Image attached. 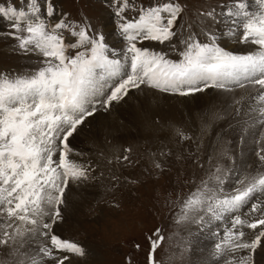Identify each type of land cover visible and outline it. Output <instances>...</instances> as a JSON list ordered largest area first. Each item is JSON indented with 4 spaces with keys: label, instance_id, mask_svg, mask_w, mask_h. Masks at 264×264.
<instances>
[{
    "label": "snow or ice",
    "instance_id": "obj_1",
    "mask_svg": "<svg viewBox=\"0 0 264 264\" xmlns=\"http://www.w3.org/2000/svg\"><path fill=\"white\" fill-rule=\"evenodd\" d=\"M254 3L253 9L250 0H227L219 12L199 13L230 25L237 42L250 46L243 54L218 46L214 33H201L207 42L193 32L178 36L181 0L138 8L130 0H113L117 28L126 42L122 53L110 51L103 33L92 32L90 25L56 17L53 0L0 4V19L9 22L8 35L19 50L42 58L32 72L0 74V246L11 249L13 264H71V256L84 254L54 226L62 219L59 206L69 181L88 179L89 168L71 157L69 141L98 105L107 109L142 86L181 96L239 87L253 89L255 107L250 110L264 117V0ZM130 9L135 18L126 16ZM145 41L167 45L179 58L138 46ZM258 159L260 166L237 176L229 191L224 188L227 174L216 168L179 198L178 224L203 226L230 217L216 253L247 254L233 255L228 264H254L256 250L264 247V150ZM249 204L245 215L242 210ZM245 229L252 230L250 241L244 239ZM164 239L160 229L148 237L147 264H157L155 254Z\"/></svg>",
    "mask_w": 264,
    "mask_h": 264
},
{
    "label": "rangeland",
    "instance_id": "obj_2",
    "mask_svg": "<svg viewBox=\"0 0 264 264\" xmlns=\"http://www.w3.org/2000/svg\"><path fill=\"white\" fill-rule=\"evenodd\" d=\"M250 1V6L254 9L256 7L254 0ZM18 2L22 3V0ZM41 2L43 3L44 0ZM53 2L58 15H62L56 17L60 19L65 17L64 20L73 25L88 24L90 30L95 33H98V27H104L106 19L116 20L113 0H53ZM181 2L184 5V12L176 25L178 36L181 33L187 36L189 32H193L200 34L199 39L206 40L201 33L211 31L217 38L218 46L222 47L220 41L223 32L220 33L225 29L226 24L215 23L201 17L199 13L213 8L219 12L220 5L227 0H181ZM3 3L4 0H0V4ZM130 3L138 8L155 4L157 0H130ZM109 12L113 18L109 17ZM126 16L135 18L137 14L130 9L126 12ZM0 21V70L15 67L16 71L28 73L40 67L42 58L37 54L22 53L17 47V41L8 35L11 31L9 22L6 19ZM50 22L55 23L56 18L54 17ZM117 24L118 22L115 23L114 29L118 32ZM106 36H104L105 42H107ZM66 37L72 39L67 34ZM119 43L126 45L124 39H119ZM138 46L149 49L164 46L169 58L175 60L179 57L178 51L169 52L167 45L156 42L145 41ZM149 90L141 92L140 89L132 92L119 102L126 100L130 104L133 101L143 100L149 106L154 105L151 106V111L127 112L123 106L124 101L115 103L112 104V109L120 106V116L123 119L114 122L115 115L108 108L98 105L94 116L88 117L86 122L78 127L80 130H77L72 137L74 145L69 141L73 150L71 157L89 168L88 179L85 181H69L63 203L59 206L62 219L54 226L55 232L63 239L85 246L83 255L71 256V264H147L150 248L148 237L156 229H160L165 238L155 254L157 264H228L229 258L233 255L237 258L246 255V250L234 254L226 253L223 256L217 255L215 245L222 239V234L228 227L223 220L203 226L191 221L176 223L179 198L193 191L200 180L207 178L216 168L222 169V172L228 176L224 185L225 191H229L230 187L235 185L237 176L242 177L253 171L251 165L243 160L242 146L237 143L238 137L229 135L231 132L228 133L226 130V117H221L223 113L218 108L219 104L215 103L216 101L212 103L206 101L203 104L198 102V106L192 109L193 111L181 110V116L177 118L166 115L170 106L178 100L183 104L182 100L192 96L189 94L191 97L187 95L181 97L179 94L160 90L158 91L163 95L157 96L153 89ZM152 100L154 102H151ZM164 102L168 103L164 104ZM229 106L228 110H232L231 103ZM100 109L108 110L100 111L105 116L104 119H101L102 114L98 112ZM158 118L160 122L156 123ZM148 121L153 124L152 127L150 124L138 123ZM260 122L261 120L258 119L257 123ZM85 125L94 134L86 135L83 131ZM262 129L264 130V124ZM213 133H215L214 137ZM262 135L264 136V132ZM208 136L209 138H206ZM89 137L104 140L97 145ZM206 139L213 141L209 144ZM92 146L95 149L92 154H95L96 160L91 157ZM99 148L109 149L111 153L97 150ZM261 151L257 149L254 154L258 155ZM125 156L127 159H124ZM242 161L244 168L240 173L239 166ZM157 164L160 165L159 168L156 167ZM77 186L80 187V191L77 190ZM260 199L264 201V197ZM192 223L195 224V230L188 227ZM245 233H252V230L245 229ZM252 238H254L253 233L248 240ZM10 253V248L0 246V264H13L14 257ZM252 259L254 264H264V247L258 248Z\"/></svg>",
    "mask_w": 264,
    "mask_h": 264
},
{
    "label": "bare ground",
    "instance_id": "obj_3",
    "mask_svg": "<svg viewBox=\"0 0 264 264\" xmlns=\"http://www.w3.org/2000/svg\"><path fill=\"white\" fill-rule=\"evenodd\" d=\"M253 1V0H252ZM251 2V1H250ZM58 11V10H57ZM56 11V15H58V12ZM58 16H62V15H58ZM109 17H112V14L109 12ZM65 17H63V20H64ZM50 21L51 20H54V17L53 18H49ZM114 21V23H113ZM1 22V21H0ZM117 19L114 20V19H106V22L104 24V27L102 26L101 27H98L99 28V31L98 33H103L104 36H106V44L110 49H113V48H116L118 49V51L120 53L123 52V50L126 48V45H123L121 43H119V39H123V37L119 34V31L117 32L114 27H115V23H117ZM219 24V23H218ZM222 24V23H221ZM216 27H218V25L216 24ZM225 29L223 31H221L220 34H222L223 32V38H222V41H220V43L222 44V48L227 50V51H231L233 52L234 54H243L245 53L246 51L250 50V46L249 45H246V44H243V43H239L237 42V37L234 36L232 34V28L230 27V25L226 24L225 26ZM209 30V29H208ZM219 32V31H218ZM211 33V31H210ZM184 35V34H183ZM219 35V34H218ZM219 38V36H218ZM67 39V38H66ZM204 39V38H203ZM206 39V38H205ZM206 41V40H205ZM219 42V41H218ZM121 48V49H120ZM151 50H154V51H163L164 53L167 51L166 48L163 46V47H159V48H154V49H151ZM121 60L123 59V56L121 55L120 56ZM179 57H177L178 59ZM1 66V65H0ZM3 67V66H2ZM11 67V66H10ZM0 74H12V75H17V74H25V73H21V71H16V68L14 67V69H7L5 68L4 70H0ZM143 87V86H142ZM140 88L141 89V92H144V91H150L149 89H153V88H149L147 86H144V88ZM140 89H136V90H132L128 93V95L132 92H135V91H138ZM155 91V93L158 95H163L162 92L158 91L157 89H153ZM203 93H193V94H190L191 96L187 95L188 97H191V98H186L184 100H182V103L181 104L178 100L177 101H174L175 104L173 106H170L169 108V112H167L166 115H172V116H179L180 115V111L181 110H187V111H190V110H194V108H196L198 106V102L199 103H204L206 101H211L210 103L212 102H215V103H218L219 106L218 108L221 109L220 111L223 113L221 117L225 118V121H226V130L228 131V133L231 132V134L229 135H232L233 137H238V140H237V143L240 144L242 146L241 148V153H242V157H243V160L248 163L249 165H251V167L254 169L258 168L260 166V161L258 159V155L257 154H254L255 152L254 151H257V149H261V150H264V136L262 135V133L264 132V130L262 129L261 130V127L262 125L264 124V117H261L259 115L258 112H254V111H251L250 110V107H255L254 103L251 101L250 99V94L253 93V89L251 88H239V87H231L230 90H223V89H212V88H208L205 92L202 91ZM155 94V95H156ZM154 95V94H153ZM164 95H170V94H164ZM151 97V94L149 95ZM148 96V98H149ZM179 97V96H178ZM183 97V96H181ZM180 97V98H181ZM126 99V98H125ZM147 99V98H146ZM154 99V98H153ZM149 100V99H148ZM156 100V99H155ZM159 100V98H158ZM161 100V99H160ZM164 101V99H162ZM169 100V99H167ZM124 101V100H123ZM122 101V102H123ZM181 101V99H180ZM195 101V102H194ZM122 102H113L112 104H115V103H122ZM151 102H154V100H152ZM150 102V103H151ZM157 102V101H156ZM155 102V103H156ZM158 103H160V101H158ZM168 102H164V104H167ZM173 102H171L172 104ZM229 103L232 104V110H228L229 109ZM110 107H108V110L115 115L114 117V122H120L123 118H121L120 114H121V111H120V106H117L115 107V109L113 110L112 109V105ZM136 104V105H135ZM206 104V103H205ZM134 105V106H133ZM157 106H159L157 103L155 104ZM162 105H163V102H162ZM123 106L125 108V110L128 112V111H133L134 113H137V112H140V111H145V113H147L146 111H151V106H154L153 104H151V106H149V104L147 103H144L143 100L142 102H136V101H133V102H130V104H128V102H126V100L123 102ZM165 106V105H164ZM163 106V107H164ZM203 106V105H202ZM102 107V106H101ZM156 107V106H155ZM209 107V106H208ZM217 107V106H216ZM154 108V107H153ZM160 108V106H159ZM162 108V107H161ZM163 109V108H162ZM160 109V110H162ZM200 109V108H199ZM203 109V108H202ZM107 110V111H108ZM164 110V109H163ZM162 110V111H163ZM192 110V111H193ZM211 109H209L210 111ZM218 110V109H217ZM100 111H103V112H107L106 110L104 109H100L98 112L100 114H102ZM123 111V110H122ZM153 111L155 112V110L153 109ZM165 111V110H164ZM163 111V112H164ZM186 111V112H187ZM153 112V114H154ZM160 112V111H159ZM191 112V111H190ZM196 112V111H195ZM97 113V112H96ZM98 113V114H99ZM130 113V112H129ZM144 113V112H143ZM152 113V112H150ZM157 113V112H156ZM162 113V112H161ZM166 113V112H165ZM219 113V112H218ZM128 114V113H127ZM131 114V113H130ZM188 114V113H187ZM202 114V113H201ZM208 114V112H207ZM97 115V114H96ZM155 115V114H154ZM160 115V114H158ZM94 116V115H93ZM131 115H129L130 117ZM137 116V114H136ZM150 116V115H149ZM181 116V115H180ZM179 116V117H180ZM100 117V116H99ZM104 115L102 114V118L101 119H104ZM143 117V116H142ZM141 117V118H142ZM152 117V116H150ZM155 117V116H154ZM157 117V116H156ZM163 117L166 118V116L163 115ZM163 117H162V120H163ZM140 118V117H139ZM169 118V117H168ZM178 118V117H177ZM177 118H175L177 120ZM125 119V118H124ZM131 119V118H130ZM133 119V118H132ZM258 119L261 120L260 123H257ZM95 120V119H94ZM136 120V119H135ZM133 120V122L135 121ZM144 120V118H143ZM146 120H148L146 118ZM154 120V119H153ZM167 120V119H165ZM171 120V119H170ZM126 121V120H125ZM138 121V120H137ZM140 121V120H139ZM145 121V120H144ZM192 121V119H191ZM190 121V122H191ZM86 122V121H85ZM129 122V121H127ZM157 122H160L159 121V118L156 119V123ZM167 123V121H165ZM208 122V121H207ZM219 122V121H218ZM111 123V122H110ZM123 123V122H122ZM138 123H143V124H150V126L152 127L153 124H151V122H138ZM128 124V123H126ZM162 124V123H161ZM160 124V125H161ZM105 125V123H104ZM107 125V124H106ZM119 125V124H118ZM132 125V124H131ZM130 125V126H131ZM155 125V124H154ZM165 125V124H164ZM103 126V125H102ZM136 126V125H135ZM143 125H141L142 127ZM196 126V124H195ZM222 126H224L222 124ZM106 127V126H105ZM108 127V126H107ZM125 127V126H124ZM129 127V126H128ZM133 127V126H131ZM129 127V128H131ZM160 127V126H159ZM220 127V126H219ZM83 128V126H82ZM129 128H128V131H129ZM137 128V126H136ZM154 128V127H153ZM127 129V128H126ZM132 129V128H131ZM141 129V128H140ZM139 129V130H140ZM143 129V128H142ZM141 129V130H142ZM147 129V127H146ZM152 129V128H151ZM222 130L224 128H221ZM80 130V128L78 129ZM104 130V129H102ZM106 130V129H105ZM104 130V131H105ZM110 130V129H109ZM112 130V129H111ZM140 130V131H141ZM144 130V129H143ZM261 130V131H260ZM85 131V134L86 135H91V134H94L92 133L90 130H88V128H86V125L84 126V130ZM127 131V130H126ZM150 131V130H149ZM214 131V130H213ZM111 132V131H110ZM110 132H107L108 134ZM117 132V131H116ZM115 132V133H116ZM130 132V131H129ZM218 132V131H216ZM215 132V133H216ZM98 133V132H97ZM114 133V132H113ZM120 133V131H119ZM126 133V132H125ZM132 133V132H131ZM141 133V132H140ZM143 133V132H142ZM150 133V132H149ZM212 134V136L214 137V134ZM111 134V133H110ZM128 134V133H127ZM133 134V133H132ZM217 134V133H216ZM227 134V132H226ZM79 135V134H78ZM103 135V133L101 134ZM124 135V134H123ZM228 135V134H227ZM228 135V136H229ZM109 136V135H108ZM130 136V135H129ZM211 136V135H210ZM92 137V136H91ZM91 137H89L90 139H92ZM117 137V136H116ZM212 137V138H213ZM120 138V137H119ZM206 138H209L206 137ZM117 139V138H116ZM258 139H260V141H258ZM93 142L97 145H99V142H102V140H99V139H92ZM118 140V139H117ZM207 142L209 144H211L213 141V139H206ZM70 142H74L73 138L71 137L70 139ZM74 145V143H72ZM239 145V146H240ZM207 146V145H206ZM212 146V145H211ZM238 146V147H239ZM210 147V146H209ZM207 148V147H206ZM213 148V147H212ZM97 150H106V152L108 154L111 153V151L109 149H106V148H99ZM207 150V149H206ZM240 150V149H239ZM95 151L94 147H90V153H91V157L96 160V156L95 154H92V152ZM259 153V152H258ZM217 156V155H216ZM239 161V160H238ZM246 165V164H245ZM242 168H244V165H243V161L241 162L240 166H239V169H240V173H242ZM91 175V174H90ZM92 176V175H91ZM80 181H85V180H80ZM92 182H94V180H92ZM89 183V182H88ZM90 185H92V183H89ZM77 185V184H76ZM83 186H86V185H83ZM78 191H80V187H76ZM87 189V188H86ZM74 195V194H73ZM74 198V196H73ZM263 198V197H262ZM253 202H256V201H253ZM251 205H249L250 207ZM249 207H246L242 210V213L243 214H247L249 212ZM63 222V221H62ZM224 224L228 227H230V217L229 218H226L225 220H223ZM62 225V224H61ZM224 226V225H223ZM222 226V227H223ZM225 226V227H226ZM188 227H191L193 230H195V224L192 223L191 225H188ZM247 233V232H246ZM252 233H249V234H246L245 235V240H248V237L251 236ZM199 243V242H198ZM82 247V249H85V246L84 245H80ZM207 247V246H206ZM215 257V256H214ZM216 259V257H215ZM210 260V259H209ZM213 262V261H212ZM209 263V262H208Z\"/></svg>",
    "mask_w": 264,
    "mask_h": 264
}]
</instances>
